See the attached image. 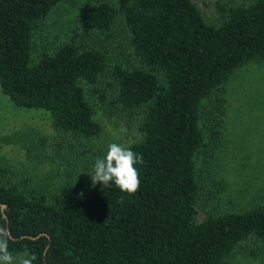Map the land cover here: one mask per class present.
I'll list each match as a JSON object with an SVG mask.
<instances>
[{
  "label": "trees",
  "instance_id": "trees-1",
  "mask_svg": "<svg viewBox=\"0 0 264 264\" xmlns=\"http://www.w3.org/2000/svg\"><path fill=\"white\" fill-rule=\"evenodd\" d=\"M60 2L0 0V90L17 107L45 110L54 130L81 142L101 131L86 88L122 116H137L142 136L126 148L143 157L140 187L128 195L99 185L78 195L62 185L48 194L25 189L0 166L9 250L33 264H224L237 252L257 255L264 203L201 216L195 155L211 145L200 126L203 100L212 102L207 123L216 131L223 106L215 94L238 67L264 59V0H218L214 22L194 0L101 1L79 13L66 42L35 53L34 31ZM118 17L137 65L111 64L108 50L88 40Z\"/></svg>",
  "mask_w": 264,
  "mask_h": 264
},
{
  "label": "rangeland",
  "instance_id": "rangeland-1",
  "mask_svg": "<svg viewBox=\"0 0 264 264\" xmlns=\"http://www.w3.org/2000/svg\"><path fill=\"white\" fill-rule=\"evenodd\" d=\"M101 1L116 4V0H61L34 31L35 53L66 42L76 28L79 13ZM194 1L206 19L214 22L217 16L214 4L218 0ZM89 39L108 50L111 64L122 61L129 66L137 65L121 17L111 31L92 34ZM107 80L103 78L96 86L100 92L107 90ZM92 88H86L85 93L101 131L84 142L71 140L54 130L45 110L17 107L0 90V166L18 174L19 185L48 194L68 185L78 195H87L100 185L92 187L88 174L92 173L95 160L106 154L108 145L115 142L127 147L140 140V119L122 116ZM215 95L222 100L220 124L216 131H210L207 122L212 102L203 100L200 126L204 141L209 140L211 145L195 155L201 216L264 203V59L238 67L224 89ZM224 264H264V249L254 256L247 251L237 252Z\"/></svg>",
  "mask_w": 264,
  "mask_h": 264
},
{
  "label": "clouds",
  "instance_id": "clouds-1",
  "mask_svg": "<svg viewBox=\"0 0 264 264\" xmlns=\"http://www.w3.org/2000/svg\"><path fill=\"white\" fill-rule=\"evenodd\" d=\"M137 164H143L142 155L121 144L111 143L108 145L106 154L95 160L93 171L88 174L91 185L95 187L100 184L105 189L114 185L121 193L132 195L140 187ZM9 242V229L0 226V264H33L34 257L27 254L23 257L14 256L9 250Z\"/></svg>",
  "mask_w": 264,
  "mask_h": 264
},
{
  "label": "water",
  "instance_id": "water-1",
  "mask_svg": "<svg viewBox=\"0 0 264 264\" xmlns=\"http://www.w3.org/2000/svg\"><path fill=\"white\" fill-rule=\"evenodd\" d=\"M1 206V209L5 208V205H0Z\"/></svg>",
  "mask_w": 264,
  "mask_h": 264
}]
</instances>
